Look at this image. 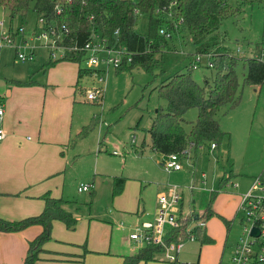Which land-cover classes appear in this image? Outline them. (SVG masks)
I'll return each mask as SVG.
<instances>
[{
	"label": "rangeland",
	"instance_id": "rangeland-1",
	"mask_svg": "<svg viewBox=\"0 0 264 264\" xmlns=\"http://www.w3.org/2000/svg\"><path fill=\"white\" fill-rule=\"evenodd\" d=\"M231 4L235 8V0ZM1 21L13 30V47L5 45L0 49V84L5 77L30 80L34 75L38 86L32 91H37L39 96L35 100L38 118L47 125L57 123L65 134L66 143H59L64 145L60 156L65 167L53 178L55 185L50 190L69 202L65 208L78 221L74 229L62 221L53 222L52 239L45 248L78 254L83 260L78 264H96L99 259H103L100 263L103 264L105 259H110L109 253L132 254L138 248L129 239L134 226L154 218L158 212V196L178 185L185 189L184 217L190 208L198 216L209 208L215 212L208 219L207 233L220 245L206 244L202 254L208 258L222 257V264H230L232 252L242 236L241 221L245 217L244 212L237 211L240 199L235 195L247 191L252 180L264 171V84L255 87L244 82L247 65L242 61L237 67L242 92L240 103L234 108H222L216 116L225 133L223 140L215 150L210 149V143L198 148L193 146L189 154L181 155L182 170L168 173L161 164L163 157L150 147L147 129L159 107H166L158 85L196 63V46L181 24L167 36L170 49L161 55L164 73L156 79L140 68L118 72L116 67L107 64L94 67L100 68L99 74L106 78L104 96L98 103L85 98V88L96 84L95 77L93 81L87 73L78 78L79 66L91 69L86 61L79 64L63 60L47 66L51 57L47 44L55 38L44 31L33 10L24 20L20 16L11 20L10 13L0 9ZM263 25L264 0L244 6L222 22L225 46L233 54L248 56L252 49L247 50L248 43L261 40ZM148 30V15L139 14L136 31L144 35ZM32 52V60L18 58V53L29 56ZM106 55L100 52L97 56L104 59ZM211 60L208 55H200L198 68L192 69V77L200 87L215 78V69L208 67ZM197 117L196 108L186 114L187 132ZM113 151L119 155H113ZM115 176L127 178L123 193L117 196H113ZM224 177H230L233 185L221 188ZM81 184L90 186V191L79 193ZM139 206L149 215L139 219ZM8 207L18 210L15 218H21L25 208L21 203ZM41 232V225L35 224L23 231L8 232L6 237L0 235V264H23L29 242ZM185 244L182 256L196 258L200 252L198 238Z\"/></svg>",
	"mask_w": 264,
	"mask_h": 264
},
{
	"label": "trees",
	"instance_id": "trees-1",
	"mask_svg": "<svg viewBox=\"0 0 264 264\" xmlns=\"http://www.w3.org/2000/svg\"><path fill=\"white\" fill-rule=\"evenodd\" d=\"M261 0H0V9L10 13L11 20L20 16L23 20L33 10L41 20L44 31L49 32L59 45L66 50L64 57L57 61L51 57L49 66L68 60L81 63L85 53L74 48L83 47L92 34L102 37L111 47L126 48L132 55V62L126 63V56L118 72L142 69L156 79L164 73L161 55L169 48L167 35L160 29L168 25L167 32L177 30L181 24L191 36L197 54L212 58L216 71L212 83L206 81L200 87L192 77V66L185 72H176L158 85L159 93L166 101V107H159L147 133L151 138L150 147L162 155L181 153L191 143L196 148L212 142L218 145L225 133L220 127L217 113L226 106L236 107L241 100L237 67L240 62L247 65L244 82L261 87L264 84V27L261 40L248 43L252 48L249 55L240 57L225 46V34L221 31L222 22L240 11L244 6ZM148 15L149 30L142 35L136 31L138 15ZM179 26V27H180ZM264 26V25H263ZM171 35V33H169ZM170 49V48H169ZM238 52H241L240 50ZM195 60V58H194ZM79 77L93 72L79 66ZM27 84V83H21ZM198 109L197 120L192 122L190 132L185 130V116L191 109ZM145 148L143 142L141 149ZM230 177H224L221 188L232 186ZM126 183L124 177H114L113 196L120 195ZM212 194V201L215 197ZM45 208L36 216L19 221H6L0 218V232H18L39 224L42 232L29 242L28 252L23 264H36L47 253L45 245L52 239L54 221H62L69 229H74L77 218L65 208L63 199H57L50 192L43 198ZM214 216L209 208L203 217L208 220ZM186 225L174 231L177 237L186 238ZM197 238L203 244L213 242L204 230L198 231ZM170 239H173L172 236ZM177 239V238H176ZM159 246L147 245L135 255L125 256L123 264H146L157 260Z\"/></svg>",
	"mask_w": 264,
	"mask_h": 264
},
{
	"label": "crops",
	"instance_id": "crops-1",
	"mask_svg": "<svg viewBox=\"0 0 264 264\" xmlns=\"http://www.w3.org/2000/svg\"><path fill=\"white\" fill-rule=\"evenodd\" d=\"M50 56L56 61L59 58H62L59 52H57V57L54 58L52 52L50 51ZM51 57L49 62H47V66H49L51 62ZM4 69L2 68L3 72ZM88 75L91 76L92 72L87 74V76ZM31 76L32 77L30 80H27V78L25 79L24 77L12 79L5 77V81L0 84V96L4 101V116L3 122L0 123V126L2 125L6 132L5 139L0 141V218L3 220H6V218L11 219L8 221H19L18 219L21 218L23 220V218L25 219L41 214L45 208V202L42 198L48 192H50L53 197L59 199V194H54L50 189L55 185V181L53 178L61 171H63V168L65 167L64 160L60 156V150L64 148V145L62 144L66 143L64 131L57 123L52 122L47 125L43 122V120L41 121L38 118V111L35 107V100L36 98L38 100L39 96H37V91H32L35 90V88L38 86V82L34 78V75ZM2 78H4L3 75ZM78 78L80 79L79 72ZM85 89L87 91L88 87ZM28 95L32 96L27 97ZM154 116L155 115H153L152 117V122ZM112 154L115 155L114 151ZM118 155L119 154L115 156ZM160 155L161 157H163V159L167 156L162 154ZM162 163L163 161L161 162V164ZM79 187L78 192L83 193L79 191ZM247 191H244L243 193L237 194L235 196H239L238 198L241 201V195L246 193ZM183 192L184 198L179 205V209L182 213L181 218L183 221H190L192 215L198 216V214H196L195 211L190 208V212L185 217L183 216V203L185 199L184 188ZM237 201L239 204L237 211H240V202L239 200ZM12 203H21L25 207L21 218H15L18 210L8 207V205ZM144 214H146L147 216L149 215V213L146 212L145 209L142 210L139 206V210L137 212V216L139 217V219L143 217ZM203 215H205V213ZM203 215H201L200 217H202ZM155 217L148 221H153ZM139 222L141 221L139 220ZM207 228L208 220L207 226L204 229V233H206V235L213 240V242L210 244L219 246L220 242H215V240L212 238L213 235L211 233V227L210 234L212 236L207 233ZM6 234H8V232H0V235H2V237H6ZM130 240L138 247V251L145 247L137 245L136 242H134L132 239ZM199 245L200 252L196 258H189L187 257V254L182 256L183 249L186 246L185 244L178 254V259L176 262L168 263L161 261L158 255H156L157 260L150 261L146 264H222V257L217 259L212 257L208 258L206 254L205 255L207 257H205V255L202 254V248H204L206 244H203L199 240ZM46 250L47 253L42 255V260L38 261L36 264H78L80 262H83L82 258H78L81 257L78 254H71L59 249ZM136 251L134 252L135 254L137 253ZM134 253H109L110 259H105L103 264H123L124 257L135 255ZM102 260L103 259H99L96 264H100ZM16 261H19V257H17ZM20 263L22 262H19L18 264Z\"/></svg>",
	"mask_w": 264,
	"mask_h": 264
},
{
	"label": "built area",
	"instance_id": "built-area-1",
	"mask_svg": "<svg viewBox=\"0 0 264 264\" xmlns=\"http://www.w3.org/2000/svg\"><path fill=\"white\" fill-rule=\"evenodd\" d=\"M13 30L8 29L5 21L0 22V49L8 45L13 47L12 40ZM161 35L170 34L167 29H160ZM43 38L47 36L43 34ZM47 48L50 49L54 58L57 57V52L61 57H64L67 48L58 44L56 39L49 40ZM16 49H18L16 47ZM85 53V61L87 66L93 70L92 77L96 84L88 88L85 93V98L90 102L100 103L104 96V84L106 83L105 76L99 74L100 68L94 67L107 64L108 67H121L126 56V63L132 62V55L126 48L117 49L111 47L107 41L97 34H92L88 42L81 48H74ZM106 52L104 59L98 58V53ZM33 52L28 56L18 53V58L21 60H32ZM210 57V56H209ZM252 57L259 58L257 54ZM264 58H259V60ZM196 63L192 64V68L197 69L200 62V55L195 57ZM209 68L213 67L212 61H209ZM4 116V101L0 96V123L3 122ZM6 132L3 126H0V141L4 140ZM196 147L194 143L190 144L189 149L183 150L181 153H171L167 155L162 163L164 170L168 173H173L182 170L181 155L189 154L192 147ZM217 143H211L210 148L216 149ZM115 155L118 153L115 151ZM238 186V184H235ZM90 186L81 184L80 192L89 191ZM183 188L178 185H173L165 193L158 197V212L153 221H145L139 223L134 228V232L130 234V239L136 242L137 245L147 246L156 245L161 248L158 252V257L161 261L174 263L178 259V254L182 250L187 241H194L197 238L198 231H202L207 226V220L202 216H191L190 221H183L181 218L180 203L184 198ZM240 211L244 212L245 217L241 221L243 226L242 236L237 242L230 264H264V171L262 174L253 180L250 189L241 195ZM186 225V238L177 237L174 231H177L182 226ZM254 229L259 230V234L253 233ZM172 236L173 239H170ZM177 238V239H176Z\"/></svg>",
	"mask_w": 264,
	"mask_h": 264
},
{
	"label": "water",
	"instance_id": "water-1",
	"mask_svg": "<svg viewBox=\"0 0 264 264\" xmlns=\"http://www.w3.org/2000/svg\"><path fill=\"white\" fill-rule=\"evenodd\" d=\"M253 233H254L255 235H258V234H259V230H258V229H254Z\"/></svg>",
	"mask_w": 264,
	"mask_h": 264
}]
</instances>
